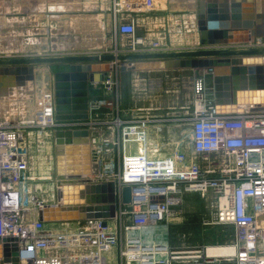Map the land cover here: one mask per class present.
Listing matches in <instances>:
<instances>
[{"label":"built area","instance_id":"built-area-1","mask_svg":"<svg viewBox=\"0 0 264 264\" xmlns=\"http://www.w3.org/2000/svg\"><path fill=\"white\" fill-rule=\"evenodd\" d=\"M121 1L111 0L113 44L109 54L101 55L171 53L159 41L145 42L138 37L137 18L127 13L129 8L150 10L153 0H136L132 5L123 1L125 9ZM255 42L250 46H260ZM109 64V72L96 85L106 98L91 101L87 120L56 121L54 97L48 94L46 100L38 101L28 123L0 121V238L15 239L6 250L16 248L18 264H194L206 256L207 247L173 248L145 242L141 233L173 220L183 196L196 193L209 207L206 226L234 228V237L225 245L234 253L218 257L230 264H264V226L257 227L255 222V216L264 214V112L217 114L206 100L204 80L197 78L191 86L193 108L186 116L123 118L119 74L122 66L131 64L117 60ZM162 121L186 125L188 145L162 156L148 130ZM31 128L51 136L57 130H87L90 149L100 166V174L87 180L115 184L116 214L105 221V227L99 219L53 224L38 220V209L56 201L41 199V177L31 173L27 137ZM124 186L131 188L129 204L121 200ZM56 189L55 185L53 197L57 200ZM159 197L161 202L151 204ZM2 251L0 246V264H7Z\"/></svg>","mask_w":264,"mask_h":264},{"label":"water","instance_id":"water-1","mask_svg":"<svg viewBox=\"0 0 264 264\" xmlns=\"http://www.w3.org/2000/svg\"><path fill=\"white\" fill-rule=\"evenodd\" d=\"M195 25L199 48L192 51L160 54H132L114 57L65 56L53 59H12L0 61L1 91L24 86L34 80V68L47 64L53 77L54 112L56 121H84L89 118V94L109 72V63L129 61L130 69L120 71L206 70L212 75L214 108L220 111L231 89L241 86L244 100L227 106L233 114L245 107L250 112H264V0H194ZM254 41L263 43L250 46ZM247 48L228 50V46ZM130 67V66H128ZM255 96L258 97L255 99ZM54 177L57 187L55 204L42 206L37 218L45 224L89 219L105 221L115 218V184L112 181L93 183L88 176L99 174L96 154L90 149L87 130H57L53 133ZM81 152L83 161H71V155ZM123 204L131 202V188L121 189ZM162 197L151 200L161 202ZM264 214L255 216L261 227ZM13 238H0L3 263L18 264L16 248L6 250Z\"/></svg>","mask_w":264,"mask_h":264},{"label":"rangeland","instance_id":"rangeland-1","mask_svg":"<svg viewBox=\"0 0 264 264\" xmlns=\"http://www.w3.org/2000/svg\"><path fill=\"white\" fill-rule=\"evenodd\" d=\"M30 1L32 0H0V61L31 58L53 59L69 55L99 56L106 52L109 54L113 44L109 22L111 0H35L37 4L34 11ZM123 1L134 2L122 0L120 5L123 9H125ZM53 5L54 7L59 6L60 10L58 9L54 13L49 12L50 8L48 7ZM140 10L146 12L142 8ZM194 14V0L191 2L153 0L152 11L148 12L146 16L156 15L171 21L179 18L184 21L183 31L187 34H184L182 39L179 36L176 39L172 37L175 36L172 33L175 25H170L166 28L167 37L162 42L164 46L173 47L171 49L176 50L178 48H199ZM32 23L36 25L34 38L39 40L37 46L35 48L27 44L18 46L17 41L23 37L20 32L31 31ZM29 35L31 37L32 32ZM71 38L70 41L75 45L72 47L74 49L57 47L67 44V39ZM59 40L62 41L61 44L58 42ZM185 80L186 77L183 85L176 86L177 100L175 104L171 105L172 108H175V111L171 112H183L178 115V118L186 116L193 108L194 99L191 89H189L188 80ZM93 88L98 92L99 99L104 97L100 92L101 88L96 85ZM11 91V89L1 91L4 96L0 97V121L7 123L29 122L36 112L38 101L41 98L46 100L48 94H53V77L48 70V65H36L34 80L25 83L23 87H16V94H11ZM180 126L183 135L182 150L188 145L190 132L186 125L181 124ZM36 131L39 130L31 128L27 132L29 152L32 157L33 171L31 173L35 176L40 175L41 199L50 203L56 201L53 197L56 181L53 135L51 136L47 131L40 134ZM41 135L42 137H40ZM160 157L162 156L160 155ZM208 220H210V212L206 202L196 193H187L183 196L179 213L173 220L150 226V228L144 229L141 234L145 242L164 243L173 248L183 246L188 249H196L197 247L228 244L234 237V228L232 226H206L205 221Z\"/></svg>","mask_w":264,"mask_h":264},{"label":"crops","instance_id":"crops-1","mask_svg":"<svg viewBox=\"0 0 264 264\" xmlns=\"http://www.w3.org/2000/svg\"><path fill=\"white\" fill-rule=\"evenodd\" d=\"M131 1L135 2L136 0H131ZM30 2L32 4L34 11L37 2H35V0H32ZM110 4H109V8H110ZM128 4L132 5V2H129ZM145 11L146 12H143L142 10H140V8L139 9L129 8L127 10V13L137 18L136 35L145 42H151V41H159L160 43L164 42L167 37L166 28L170 27V25H175L174 29L172 30V33L175 34V36L172 37H175V39L178 36L180 37V39H182V36L184 34H187V32L184 33L183 31V26L185 23L182 19L177 18L171 21L167 18H163L156 15L146 16V14L152 11V9ZM110 17H111V13L109 14V21H110ZM191 24L193 26L192 20H191ZM31 26H32L31 31L23 30L20 32L23 35L22 39L20 40H24L26 37L28 38L31 32H32V37L34 38V28L36 25L32 23ZM196 36L198 38V33H196ZM225 48H227L228 50H237V48H233L231 46ZM196 49H198V47L191 49L178 48L176 50L172 49V52H184V51H192ZM160 53L162 52L156 51L147 54H160ZM129 66L130 67L128 66L125 67L130 69L132 66H134V64L131 63V65ZM129 69H127L126 71H120L119 74L118 102H119V110L123 118L148 115L151 117L170 120L173 119L174 117L175 118L178 117V115L183 114V112L182 113L171 112V111H175V108L174 107L172 108L171 105L175 104L177 100L176 86L178 84L183 85L185 83L184 82L185 77H186L185 81L188 80L189 83L188 85L190 87L189 89H191L193 82L197 78H202L205 82L206 100L212 106H214V97L212 92V75L210 72H207L206 70L130 71ZM100 92L104 95L103 98H106L105 93L102 90H100ZM244 93L245 91L242 90L240 85H238L234 89H231L229 95L226 98H223L226 99L223 101L222 104L223 108L220 109V111H217L214 108L216 113L219 115L235 116L241 114L244 111H247L248 110L247 108L239 107L241 108V111L230 114L225 112V108H224L227 106H234L242 102L245 99ZM256 98L258 97L255 96V99ZM89 99L91 101L99 99L98 92L93 87L91 88ZM148 130H149V139L151 141L157 142V145L159 146V152L161 153L162 156L169 155L170 153L179 150L183 146L182 145L183 135L181 131V126L175 123L174 121H162L160 123H157L156 125L149 127ZM219 231L221 232V230ZM200 248L202 247H197L196 249H200ZM203 263L230 264V262L225 258L218 256H205V255L199 258L198 261L195 262L194 264H203Z\"/></svg>","mask_w":264,"mask_h":264},{"label":"bare ground","instance_id":"bare-ground-1","mask_svg":"<svg viewBox=\"0 0 264 264\" xmlns=\"http://www.w3.org/2000/svg\"><path fill=\"white\" fill-rule=\"evenodd\" d=\"M171 1H174V0H171ZM178 1V0H177ZM181 1H183V0H181ZM185 1V0H184ZM186 1H192V0H186ZM51 5V4H50ZM48 6V5H47ZM44 8H45V6H44ZM48 8H50L48 11H51V12H55V11H57L58 9L60 10V7L59 6H56V7H54V5L53 6H50V7H48ZM68 40V43L67 44H63V45H59V46H57L58 48H60V49H62V48H64L65 49V47H67V48H71V49H74V48H72V47H75V45L72 43V41H70V40H72V38L71 39H67ZM67 40H66V42H67ZM38 42H39V40L37 39V38H33L32 36L30 37V35L28 36V38L26 37L24 40H19V41H17V44H19V46H22V45H30V46H32L33 48H35L36 46H37V44H38ZM58 42H60V44H61V40H59ZM256 42L254 41L253 42V44H255ZM252 43L250 44V45H253ZM14 45H16V44H14ZM258 45V44H257ZM260 45H263V43L261 42L260 43ZM83 46V45H82ZM9 50V49H8ZM28 83V82H27ZM19 87H23V86H19ZM15 88L16 87H14V88H10L12 91L10 92L11 94H16V91H15ZM23 89V88H22ZM53 97H54V92H53ZM53 101H54V98H53ZM13 110V109H12ZM30 119V118H29ZM26 123V122H25ZM28 123V122H27ZM40 137H42V135L40 136ZM71 161H73V162H80V163H82V161H83V157H82V153L81 152H76V153H74V154H72L71 155ZM100 174V173H99ZM98 175V174H97ZM39 188H42V186H41V184L39 185ZM56 192H57V189H56ZM261 226H264V221H263V223H261ZM224 253H229V254H233L234 253V251H233V249L232 248H229L228 246H209V247H207V251H206V256H219V255H221V254H224Z\"/></svg>","mask_w":264,"mask_h":264}]
</instances>
